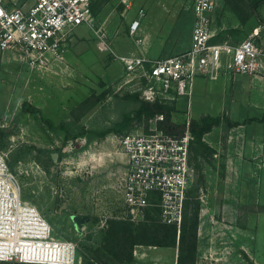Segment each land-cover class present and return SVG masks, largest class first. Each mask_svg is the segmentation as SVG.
I'll return each instance as SVG.
<instances>
[{
	"label": "rangeland",
	"instance_id": "obj_1",
	"mask_svg": "<svg viewBox=\"0 0 264 264\" xmlns=\"http://www.w3.org/2000/svg\"><path fill=\"white\" fill-rule=\"evenodd\" d=\"M95 0L93 27L81 26L61 60L32 66L19 53H0V153L15 162L23 199L42 213L53 238L77 245L78 264H103V238L112 219L141 226L146 213L162 223L160 209L150 207L135 221L114 189L121 168L118 141L147 123L135 122L121 134L105 138L95 133L112 129L136 110L133 89L123 86V67L106 44L122 55L127 51L152 57L175 56L188 50L192 34L178 22L190 0ZM145 10L136 42L129 22ZM264 19V7L260 10ZM215 43L238 44L252 37L264 47V26L258 17L243 22L225 7L215 24ZM89 113L72 112L88 97L104 95ZM25 102L42 114H22ZM174 119L184 122L205 115L225 116L238 126L223 124L191 148L193 176L189 202L200 203L196 264H264V77L222 76L197 82L192 106L178 105ZM43 117L63 130L52 131ZM206 145V146H204ZM53 154H58L55 162ZM20 159H17L18 157ZM158 209V211L154 210ZM89 217L77 231L73 217ZM151 223V221H150ZM153 223V222H152ZM136 264H178L179 249L137 246ZM21 264V263H0Z\"/></svg>",
	"mask_w": 264,
	"mask_h": 264
},
{
	"label": "built area",
	"instance_id": "obj_2",
	"mask_svg": "<svg viewBox=\"0 0 264 264\" xmlns=\"http://www.w3.org/2000/svg\"><path fill=\"white\" fill-rule=\"evenodd\" d=\"M94 4L95 0H0V53L17 52L32 66L63 59L75 31L81 26L93 27ZM124 4L126 11L135 7L128 0ZM185 8L193 14V25L190 47L183 53L165 58L146 52L120 55L106 44L113 60L123 67V86L146 102H183L190 110L199 80L264 77V47L255 37L236 45L214 42L224 0H190ZM144 17L146 12L141 9L129 22L130 33L140 46L144 45ZM163 120L159 115L142 131L119 139L116 156L122 166L115 174L114 189L131 221L155 206L163 224L176 226L180 233L193 176L194 137L191 119L182 137L165 134L159 128ZM66 247L67 254L60 252ZM77 253L74 243L55 240L47 219L24 201L18 177L7 155L0 153V263L78 264Z\"/></svg>",
	"mask_w": 264,
	"mask_h": 264
},
{
	"label": "trees",
	"instance_id": "obj_3",
	"mask_svg": "<svg viewBox=\"0 0 264 264\" xmlns=\"http://www.w3.org/2000/svg\"><path fill=\"white\" fill-rule=\"evenodd\" d=\"M227 9L232 10L243 22L253 17H258L264 26V19L260 16V10L264 7V0H224ZM178 22L187 23L189 33L192 34L193 14L186 9L182 10ZM113 58H110V61ZM105 96L92 95L84 100L73 112L74 118H81L89 113ZM132 100L137 105L135 111L126 114L121 123L115 125L107 131L95 133L96 136L105 138L108 134H121L129 130L135 122L149 123L151 119L159 115L164 120L159 123V128L167 135L182 137L187 131V121L177 122L174 117L178 113L177 103H150L142 100L138 95H133ZM22 114H42V111L28 102L22 107ZM264 122V117L261 119ZM43 122L48 124L52 131L63 130L66 132V139L77 138L74 132L64 124L57 126L52 120L43 117ZM226 124L230 130L238 123H233L225 116L205 115L201 119H193L190 123V132L194 137L192 145L202 144L205 135L210 134L215 128ZM191 145V148H192ZM206 146V145H204ZM19 156L17 159H20ZM15 162L10 164L13 169ZM264 209V207H262ZM158 211V209H154ZM151 221V223H150ZM153 222V223H152ZM200 225V203H185L184 217L181 232H178L176 226H170L152 221L151 213H146V223L141 226H135L128 220L112 219L108 221V230L103 238L104 253L100 255L103 264H136L134 250L137 246H153L160 248L179 249L178 264H196L198 250V231Z\"/></svg>",
	"mask_w": 264,
	"mask_h": 264
},
{
	"label": "water",
	"instance_id": "obj_4",
	"mask_svg": "<svg viewBox=\"0 0 264 264\" xmlns=\"http://www.w3.org/2000/svg\"><path fill=\"white\" fill-rule=\"evenodd\" d=\"M53 159L55 162L58 161V154H53ZM73 221L76 225V229L77 231H81V227L86 224L87 222L90 221V218L89 217H80V216H75L73 217Z\"/></svg>",
	"mask_w": 264,
	"mask_h": 264
},
{
	"label": "bare ground",
	"instance_id": "obj_5",
	"mask_svg": "<svg viewBox=\"0 0 264 264\" xmlns=\"http://www.w3.org/2000/svg\"><path fill=\"white\" fill-rule=\"evenodd\" d=\"M50 252V249L48 250ZM61 251H64L66 254L68 253L69 249L66 247L64 250H60ZM52 252L54 253L55 252V249L52 250ZM56 252L58 253V250L56 249Z\"/></svg>",
	"mask_w": 264,
	"mask_h": 264
},
{
	"label": "crops",
	"instance_id": "obj_6",
	"mask_svg": "<svg viewBox=\"0 0 264 264\" xmlns=\"http://www.w3.org/2000/svg\"><path fill=\"white\" fill-rule=\"evenodd\" d=\"M128 53H131L130 51H127V52H125L124 54H128Z\"/></svg>",
	"mask_w": 264,
	"mask_h": 264
},
{
	"label": "flooded vegetation",
	"instance_id": "obj_7",
	"mask_svg": "<svg viewBox=\"0 0 264 264\" xmlns=\"http://www.w3.org/2000/svg\"><path fill=\"white\" fill-rule=\"evenodd\" d=\"M85 225V224H84Z\"/></svg>",
	"mask_w": 264,
	"mask_h": 264
}]
</instances>
